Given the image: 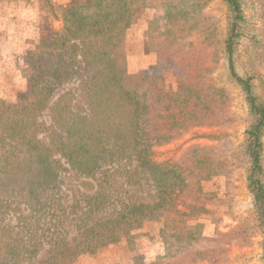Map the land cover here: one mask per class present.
Instances as JSON below:
<instances>
[{
	"label": "trees",
	"instance_id": "obj_1",
	"mask_svg": "<svg viewBox=\"0 0 264 264\" xmlns=\"http://www.w3.org/2000/svg\"><path fill=\"white\" fill-rule=\"evenodd\" d=\"M46 2L50 16L23 71L28 88L14 101H0V264H74L123 240L131 245L146 223L161 219L165 255L152 263L136 257L133 264H219V249L251 245L257 236L264 264V101L251 71H238L245 45L251 62L264 64V0H222V53L248 109L242 143L236 149L195 146L178 161L162 163L153 160L154 149L192 128L235 121L228 95L207 80L210 64L218 61L213 15L198 0ZM148 9L157 15L145 48L157 62L130 73L127 30ZM51 16L62 21L61 30ZM75 83L83 102L67 90L51 103ZM46 110L50 124L42 120ZM133 163L149 172L157 203L141 204L127 191L129 199L119 197L117 185L107 181ZM237 169L246 173L251 217L209 237L200 219L214 213L219 198L203 184ZM69 171L92 191L84 203H62L61 178ZM112 203L115 216L103 215Z\"/></svg>",
	"mask_w": 264,
	"mask_h": 264
},
{
	"label": "rangeland",
	"instance_id": "obj_2",
	"mask_svg": "<svg viewBox=\"0 0 264 264\" xmlns=\"http://www.w3.org/2000/svg\"><path fill=\"white\" fill-rule=\"evenodd\" d=\"M56 7L72 0H50ZM204 11L213 15L217 22L214 48L218 61L210 64L211 70L207 75L208 82L217 89L224 90L230 99L229 113L235 117L231 125L222 127H196L186 131L176 140L154 149L152 158L158 163L176 162L190 148L208 146L220 148L225 144L230 149H236L244 139L247 105L240 89L232 83L229 77L228 62L222 53V43L226 35V7L222 0H198ZM46 0H0V101H14L18 93L28 88V81L24 76L27 67L28 51L34 49L40 40L41 31L50 16ZM253 9V8H252ZM251 8L247 10L249 17L254 16ZM157 11L148 9L141 19L127 30V68L130 73L151 69L157 62L154 53H147L145 48V34L149 23L155 18ZM54 27L62 29V21L51 16ZM203 38L197 40L202 42ZM248 47H241V63L239 73L249 69L255 76V85L264 101V64L257 65L247 56ZM211 56V55H210ZM164 76L171 78L170 72ZM72 90L79 102L84 101V92L80 83H75L60 90L51 103L66 92ZM50 111L43 113L42 120L51 123ZM136 163L125 164L115 176L109 177L110 185H117V195L139 201L141 204L153 205L158 201V193L152 178L147 171L135 168ZM117 169V166L115 167ZM136 169V170H135ZM131 176V177H129ZM62 203H84L86 196L91 195L82 186L86 181L76 172L69 171L62 174ZM116 183V184H114ZM115 187V186H114ZM208 193H215L219 202H214L213 214L200 219L205 225V233L213 237L216 233L232 231L242 222L250 219L252 214V198L247 191L246 173L237 169L230 176H219L203 184ZM116 203L107 204L103 215L115 216ZM71 217V216H70ZM69 217V219H70ZM163 219L146 223L144 232L129 245L125 240L99 249L94 254L81 255L74 264H133L136 257H142L145 263H152L165 255V244L160 236ZM262 237L257 236L251 245H225L220 253L219 264H263ZM197 264H206L199 262Z\"/></svg>",
	"mask_w": 264,
	"mask_h": 264
},
{
	"label": "crops",
	"instance_id": "obj_3",
	"mask_svg": "<svg viewBox=\"0 0 264 264\" xmlns=\"http://www.w3.org/2000/svg\"><path fill=\"white\" fill-rule=\"evenodd\" d=\"M1 96V95H0Z\"/></svg>",
	"mask_w": 264,
	"mask_h": 264
}]
</instances>
